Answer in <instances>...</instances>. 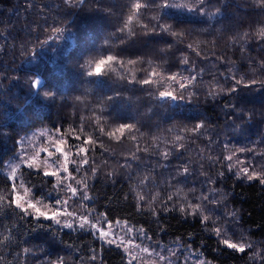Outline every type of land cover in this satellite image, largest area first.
Here are the masks:
<instances>
[{
  "label": "trees",
  "instance_id": "16d2710c",
  "mask_svg": "<svg viewBox=\"0 0 264 264\" xmlns=\"http://www.w3.org/2000/svg\"><path fill=\"white\" fill-rule=\"evenodd\" d=\"M174 1L156 0L144 22L157 23L150 21L156 16L160 24L171 25L172 31L182 36L145 35L137 28V35L125 38L117 29L128 14L129 0H103L99 11L94 4L68 9L63 0H0V195H10L5 163L26 133L59 130L74 146L91 135L99 140L89 156L100 168L88 179L91 199L86 207L95 215L104 214L111 223L120 220L135 229L143 228L154 242L191 246L213 264H264V185L258 180L237 179L224 160L229 149L264 151V87L257 84L234 93L227 91L234 85L233 76H243L246 82L264 79L260 68L264 39L257 35L264 24V12L253 0H205L203 8L208 15L159 7ZM184 1L199 7L195 0ZM108 54L142 61L134 69L137 80L145 79L154 68L163 77L195 75L197 79L185 90L167 80L130 84L119 78L123 71L119 68L102 76H88V61ZM185 56L188 65L180 62ZM33 81L38 82L35 88ZM165 90L173 91L177 99L161 100L159 92ZM210 91L215 95H209ZM96 118L106 132L121 124L135 125L137 139L122 137L117 141L101 135ZM198 123L204 126L191 132ZM81 128L83 134L77 140L72 132ZM178 135L183 137L181 141H176ZM179 144L184 147L177 152L173 146ZM137 147L148 151L136 152ZM165 151L170 153L166 160L162 156ZM134 152L139 159H129L131 166L121 168ZM237 156L264 165V158L258 155L238 152ZM184 161H190L192 169L186 180L176 176ZM108 172L113 175L109 177ZM83 174L88 176L90 169ZM20 177L37 198L53 201L59 192L51 178L36 175V170L22 169ZM208 177L214 183L208 184ZM193 187L196 194L217 190L220 203L205 202L203 215L211 218L207 228L200 223L201 215L185 216L179 203L173 210V202L167 199L180 189L173 195L174 201L196 202L189 191ZM141 191L146 197L158 193L169 210L161 211L163 205L155 203V216L147 206L138 211L135 194ZM229 212L235 215L229 216ZM22 215L14 206L0 202V264H58L60 259L64 264H127L119 248L103 244L90 231L62 230L50 221L32 216L21 219ZM213 220L234 242L251 248L246 247L245 252L227 248L211 231ZM93 255L97 260L89 259Z\"/></svg>",
  "mask_w": 264,
  "mask_h": 264
},
{
  "label": "snow or ice",
  "instance_id": "6c2138e0",
  "mask_svg": "<svg viewBox=\"0 0 264 264\" xmlns=\"http://www.w3.org/2000/svg\"><path fill=\"white\" fill-rule=\"evenodd\" d=\"M205 0H195V3L199 5V7H192L189 8V11H199L202 15H208V13L205 12L203 8ZM253 3L255 6L260 9L262 12H264V0H253ZM63 4L67 6L68 9H83L86 5H92L94 4L96 6V10L99 11L103 8V0H63ZM154 5H156V0H129V4L126 6L128 8V14L123 18L122 26L117 29L119 33H121V36L125 38H131L132 36L137 35L136 29H142L145 35H161L163 33H170L172 36H182L183 33H177L175 31H172V26L167 24H160L158 22V17L153 16L150 18V21L154 20L157 21V23L152 24L151 22L145 23L144 20L146 18L147 11L152 8ZM169 3L165 2L163 4H160L159 7L161 8H168L171 7ZM108 15L112 14L111 9L106 10ZM220 9L216 10V13H219ZM215 14V13H214ZM56 31H59L58 29H55ZM247 33H245V36ZM257 35L264 39V24H261ZM241 39H244V37H240ZM119 39V37H118ZM126 39H121V43H125ZM107 44V41H106ZM188 47L196 53L197 56L201 55V52L198 51L195 47H193L192 44H189ZM181 64L188 65L189 59L187 56H185L181 61ZM137 63H142L140 60H122L119 57L108 54L107 56H101L99 59H96L94 61L90 60L87 63V68L90 70L87 71L88 76H102L107 71H117V68L122 69L123 71L119 72V78L121 80H127L128 83H140L143 85H152L160 83L162 84L165 80L171 81L173 84H177L180 89H187L189 86L192 85V83L197 79L195 75H191L189 77H182L180 79L177 78V74H171L167 77L161 76V73L157 71L155 68L152 69V71L148 72L147 76L143 80H137V77L134 74V69ZM129 65L132 66V68H129ZM261 70H264V61L260 64ZM187 70V69H186ZM194 71V68L192 69ZM232 80L234 81L233 87L227 89L229 93H234L239 90L240 87L244 88H250L253 85H260L261 87H264V79H252L250 81H245V78L242 76L239 79H237L235 76L232 77ZM186 81V82H185ZM38 86L37 81L32 82V87L35 88ZM48 95V94H46ZM209 95H215L214 91H210ZM159 98L161 100L164 99H177V96L173 93V91L165 90L159 92ZM183 98L182 96L180 97ZM108 99H112V97H109ZM97 124L98 131L101 135H108L110 138H113L117 141H120L121 138H130L131 140L135 141L137 138L133 134L134 131H138V129H135V125L132 124H121L116 129H114L112 132H106L103 125L100 123V118H96L94 121ZM204 125L202 123H198L194 126V128L191 129V132L195 133L198 132ZM59 132V130H57ZM79 132V134H76ZM119 133V135H117ZM72 134H75V138L77 140L81 139V135L83 134V128L79 130H73ZM41 136H44L45 133H40ZM63 135V134H62ZM176 141H181L183 137L176 136ZM99 140L98 137L89 136L87 139L82 141V144L79 146L69 145L67 144V141H65L63 138L58 137L57 141L48 143L45 147L41 148L40 151L47 152V156L44 157L43 164H48V161L51 160V164H49V167L53 168V170H44L42 173L39 171L41 168V163H37V161L40 159V153L36 152L34 155L29 154L27 151L22 150V154L17 158L18 162L11 167V172L8 175L7 179L10 182L9 184V192L10 195H0V202H6L10 207L14 206L15 209L19 210V213H22L23 215L20 217L23 219L24 217L32 216L33 218L43 217L45 219H51L56 224H61L62 221L59 217L62 216H69V217H76V212L68 211V208L70 207V202L75 197H79L82 200H89L91 199L88 195L86 190L88 189V179L95 176L100 166L95 163L94 160H92L89 156V153L96 147L97 141ZM23 141H21L22 143ZM84 145H87L85 147ZM100 146L102 147L103 144L100 142ZM65 147H67V152L65 151ZM75 147V157L79 159H72L70 160L69 157L72 155V148ZM175 151L179 152L184 145H174L173 146ZM228 146L225 145V148ZM49 148H55V152L49 151ZM140 151H148L147 148L141 149L139 147L136 148V152ZM230 154L224 156V160L228 161V171L232 172L233 169H236L235 176L237 179L245 178L248 181L258 180L260 184L264 185V165L257 164L254 161L251 160H240L237 156V153H244L249 152L254 155H258L262 158H264V151L257 152L255 148H238L235 150L229 149ZM56 153H59L61 156H63V163H61L60 158L56 156ZM182 154V153H181ZM170 153L168 151H165L162 153L163 158L166 160ZM129 159H139L138 156H136V153H132L131 157L125 158V163L120 165L121 168L130 167L131 165L128 163ZM209 160H212L213 158L211 156L208 157ZM234 161V162H233ZM77 165L73 170L70 171L69 164ZM190 161H184L182 162L176 169V176L183 177L185 180L188 178V176L192 175V169L190 168ZM21 165H24L28 167L29 169H35L36 175H43L45 177H55L56 178V184L53 185V187L59 186V189L61 192L65 193V196L63 199H57L55 201V205H58L59 207L56 208L54 211H52V215L49 216L48 210L49 205L45 204L42 199L35 197L33 193V189L31 187H27L25 183L20 179V177L17 175V169L21 167ZM240 167H237V166ZM201 168H203V164L200 165ZM90 169V174L88 176H83L79 179L73 174V172L79 173L82 170ZM107 175L111 177L113 175L112 172H108ZM201 175H205V173L201 172ZM220 176H223L224 173L220 172ZM145 180L148 179L147 177L144 178ZM175 179V177H173ZM143 183V180L141 181ZM207 183L212 184L214 181L211 179V177L207 178ZM169 186L172 187L171 181H169ZM21 190H23L21 194ZM190 192L193 193V200L196 202L188 201L187 203L180 202L179 200L174 201L173 195H177L181 192L180 189L176 190V193L173 195L168 196V201L173 202L175 210V205L179 203V211L183 213L185 216L188 215H201L200 223L207 228V221H209L211 218L207 215H203L204 209H205V202L208 204H219L220 200L217 199V190L215 188L209 189L207 193L201 191L199 194H196L195 187L189 189ZM136 201H137V210L138 211H144L145 207L147 206L150 210L153 216L157 215V208L153 205L155 203H159L163 205V207L160 209L161 211H168L167 202L159 199V194L151 195L150 197H146L143 192H136L135 194ZM127 199V197H125ZM186 199V197H185ZM229 216H234V212H229ZM103 217L104 214H101ZM80 221L81 223L78 225L80 228H84L86 225L92 229H94V236H97L98 239L103 241L106 244L109 245H116L119 248H122L126 254H129V259L127 260V264H139L138 256L137 255H131L134 248L140 247L139 245H133L132 242L129 240L127 243H125L124 239H121L119 234L115 231H113V228L115 226L121 225L122 221L116 220L112 223H109L107 227H98L96 223H93L88 216L86 215H80ZM213 228L211 231L215 233L217 238L222 241V243L230 249H233L238 252H245L246 247L251 248V245H246L243 242L240 241H233V237L229 236L227 232L220 226H216L217 222L212 221ZM63 227L72 228V223H64ZM136 231L140 234L145 235L147 239H151V237H148L145 233L143 228L140 229H133V228H127V232H133ZM127 232L125 233V236H127ZM235 235V234H233ZM241 240H243V237H241ZM191 246H189L190 249ZM24 251H29L28 249H24ZM93 251H95L93 249ZM141 251L148 256H151L152 253L149 251L148 248H141ZM171 255L175 256L176 253L172 252ZM194 255L193 252L190 251V256ZM90 260H97V256L93 255L89 258ZM167 258L163 255L159 256L160 261H164ZM58 264H64L63 259H60L58 261ZM198 264H206V262H198Z\"/></svg>",
  "mask_w": 264,
  "mask_h": 264
},
{
  "label": "rangeland",
  "instance_id": "374dc122",
  "mask_svg": "<svg viewBox=\"0 0 264 264\" xmlns=\"http://www.w3.org/2000/svg\"><path fill=\"white\" fill-rule=\"evenodd\" d=\"M189 8H192L189 2H186L184 0H175L174 4L169 8V10H174L179 13L183 14H192L193 11H189ZM56 55L53 57L55 59ZM45 133L44 136H41L40 133ZM61 137L65 140L64 137H62L57 130H52V129H36L33 131H30L26 133L24 136L21 137L20 141L18 142V148L15 154L10 158L9 161L5 163L4 167V175L8 177V175L11 172V167L10 165L14 166L18 162V157L22 154V150L27 151L29 154H35L36 152L40 153V159L37 161V163H41V168L39 171L43 172L44 170H53V168L49 167V164H51V160L48 161V164H43L44 157L47 156V152L40 151L41 148L45 147L48 143L57 141V138ZM21 141H23L21 143ZM66 141V140H65ZM68 144V143H67ZM49 151L55 152V148H49ZM65 151L67 152V147H65ZM75 151L76 148H72V155L69 157L70 160L72 159H79L75 157ZM56 156L60 158L61 163H63V156H61L59 153H56ZM234 162V161H233ZM77 165L74 164H69V169L70 171L73 170ZM237 167H240L239 165ZM22 169H29L28 167L21 165L19 169H17V175L20 177V172ZM29 170H35V169H29ZM82 170L79 173L73 172V174L77 177V179L81 178L84 176ZM235 172L236 169H233ZM55 184H56V178L55 177H50ZM21 179V177H20ZM244 180L247 181V179L243 178ZM22 180V179H21ZM23 181V180H22ZM24 182V181H23ZM25 185L28 187L27 183L24 182ZM59 192L57 193L56 197L54 198L53 201L48 199V201H45L44 199L43 202L47 205H49V210H48V215H52V211H54L56 208H58V205H55V201L57 199H63L65 196L64 192H61L59 189V186L56 187ZM23 190H21L22 194ZM87 195L88 191L86 190ZM52 196V195H49ZM36 197V196H35ZM39 198V197H38ZM41 199V198H40ZM90 200V199H89ZM89 200H82L79 197L73 198V200L70 202V207L68 208V211L71 212H76L77 216L76 217H69V216H62L59 217L62 221L61 224H56L53 220L51 219H45L43 217H38L36 219L39 220H46L50 221L53 225L56 227L62 229V230H70V231H90L94 233V229L88 227L87 225L84 228L78 227V225L81 223L80 221V215H86L89 217V219L93 222L96 223L98 227H107V225L111 222H108L104 217L95 215L92 211H90L86 207V203ZM64 223H72L73 227L72 228H67L63 227ZM127 228H133L134 227L122 223L119 226H115L113 228V231L117 232L120 236L121 239L125 240V243H127L129 240L132 242L133 245H139L140 247L134 248L133 252L131 255H137L139 264H198V262H206V264H213L207 260H205L198 252H195L188 247L181 246L180 244L176 243H171V244H164V243H158L151 241L150 239H147L145 235L140 234L136 231L133 232H127ZM127 232V236H125V233ZM103 244H106L102 241ZM109 245V244H106ZM113 246L116 248V245H109ZM141 248H148L149 251L152 253L151 256H148L147 254L143 253L141 251ZM125 255L126 260H128L129 254H126L125 251L122 248H119ZM190 251L194 253V255L190 256ZM172 252H175L176 255L173 256L171 255ZM163 255L167 259L164 261L159 260V256ZM136 264V262H134Z\"/></svg>",
  "mask_w": 264,
  "mask_h": 264
}]
</instances>
